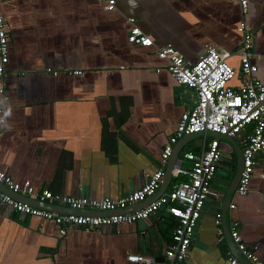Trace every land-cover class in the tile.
<instances>
[{"label":"crops","instance_id":"1","mask_svg":"<svg viewBox=\"0 0 264 264\" xmlns=\"http://www.w3.org/2000/svg\"><path fill=\"white\" fill-rule=\"evenodd\" d=\"M0 13L9 44L0 75V168L17 182L29 179L36 190L116 199L161 166L163 145L181 114L195 105L196 94L170 75L157 47L170 43L191 63L209 46L234 52L228 60L235 71L229 85L239 87L249 79L237 54L242 42L237 27L244 20L253 33L252 51L261 55L259 61L253 58L255 76L264 81V0H247L246 12L236 0H117L111 11L98 0H4ZM129 18L153 46L128 42ZM202 143L203 135L178 140L180 164L160 193L187 178L176 174L178 167L191 166L182 153H198ZM220 146L221 160L184 264H229L228 252L238 258L227 234L233 221L264 264L261 157L247 193L239 195L235 188L234 207L229 204L223 218L235 153L225 142ZM0 190L8 192L2 184ZM19 195L13 194L59 213L90 212L58 203L44 208L39 199ZM174 224L162 208L144 221L74 226L60 235L54 222L0 206V264H135L128 261L130 254L152 255L159 264Z\"/></svg>","mask_w":264,"mask_h":264},{"label":"built area","instance_id":"2","mask_svg":"<svg viewBox=\"0 0 264 264\" xmlns=\"http://www.w3.org/2000/svg\"><path fill=\"white\" fill-rule=\"evenodd\" d=\"M2 1L4 0H0V3ZM98 1L103 3L108 11L114 10L117 2ZM236 1L246 12L247 0ZM128 21L131 24L127 35L128 42L143 47L154 45L153 40L134 24V18H129ZM237 30L242 36L241 46L237 51L241 73L249 78L239 87L229 85L235 71L228 60L234 52L209 46L191 63L170 43L157 47L158 58L167 61V70L176 82L195 90L196 103L181 114L174 133L163 145L160 153L161 166L151 171L138 188L116 199L89 198L53 192L50 189L36 190L29 179L17 182L5 169L0 168V182L8 191L0 190V206L54 222L60 235H65L67 229L74 226L91 229L144 221L164 208L174 218L175 224L171 243L165 250L164 260L159 264H184L190 252L195 226L210 193V183L216 175L222 150L218 138L211 137L207 142V135L203 134L202 147L198 153L191 150L182 153V159L191 162V166L186 169L178 167L176 174L186 175L187 178L176 183L170 191L153 198L161 186L165 164L178 140L184 135L198 132L227 134L238 139L242 145V169L236 187L237 193H247L258 156L261 157V176L264 179V81L255 76L258 66L253 61L255 57L259 61L261 55L252 51L253 33L250 25L243 20ZM8 54L6 23L0 13V75L4 73ZM80 72L74 71L76 74ZM3 99L6 100L5 95ZM2 111L3 108H0L1 124L4 123ZM247 127L250 129L246 133ZM14 193L40 201L64 204L74 210L91 209L93 213H59L43 209L15 198ZM149 199L143 207L126 211L127 208ZM230 207L233 208L234 204H230ZM105 212L110 213L104 214ZM216 223H219V219ZM218 233L221 235L222 231L218 229ZM229 233L237 250L245 259L253 264H262L253 248L245 243L238 221H233ZM127 259L135 264H154L156 261L154 256L144 254H130ZM227 261L229 264H243L230 252L227 253Z\"/></svg>","mask_w":264,"mask_h":264},{"label":"water","instance_id":"3","mask_svg":"<svg viewBox=\"0 0 264 264\" xmlns=\"http://www.w3.org/2000/svg\"><path fill=\"white\" fill-rule=\"evenodd\" d=\"M203 134L206 135H210L212 137L218 138L220 141L225 142L227 144H229L232 147V150L235 153V162L233 163V167H232V172L233 175L231 177V179L228 181V187H227V191H226V195H225V199L223 201V205H222V215L223 218H225V214H226V210L229 207V204L231 202V194L232 192L235 190L237 183H238V179L241 173V169H242V148L239 145V143L237 142V140L227 134H218V133H214V132H198V133H193V134H189V135H184L182 137V139L184 140H189L190 138H195L197 136H202ZM181 149V146H175L173 148V152L170 155L168 162H167V166L165 168V173L161 182V186L159 187L158 191L156 192L155 195H159L161 194L160 192L163 190V187L169 183L171 175H172V170L173 167L175 165L176 162L179 163V158H178V152ZM0 184H2L0 182ZM3 185V184H2ZM20 196L19 194L14 193V196ZM34 202L37 203V201L35 200ZM146 202H148V200H146ZM42 203V205H40L41 207L44 208H49L50 206H57V204L55 203H50L48 201H42L40 202ZM142 203L145 202H140L137 203L136 206L141 205ZM90 212H93V210L89 209ZM96 212V211H94ZM227 228V227H226ZM230 229V228H229ZM229 229L227 230V234L229 236ZM230 242H233V240L231 239ZM234 245H231L232 250H234L237 254H238V260L240 262H242L243 264H253L252 262L248 261L247 259L244 258V256L237 250L235 243L233 242Z\"/></svg>","mask_w":264,"mask_h":264},{"label":"trees","instance_id":"4","mask_svg":"<svg viewBox=\"0 0 264 264\" xmlns=\"http://www.w3.org/2000/svg\"><path fill=\"white\" fill-rule=\"evenodd\" d=\"M235 161V159H233Z\"/></svg>","mask_w":264,"mask_h":264}]
</instances>
